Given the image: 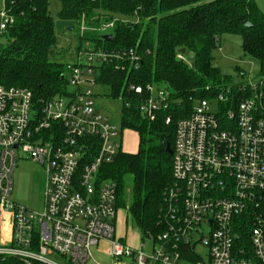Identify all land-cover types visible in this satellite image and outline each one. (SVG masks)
Listing matches in <instances>:
<instances>
[{"label": "built area", "instance_id": "obj_1", "mask_svg": "<svg viewBox=\"0 0 264 264\" xmlns=\"http://www.w3.org/2000/svg\"><path fill=\"white\" fill-rule=\"evenodd\" d=\"M118 20L90 27L81 17L74 29L83 37L112 30ZM12 22L6 9L0 12V32ZM138 60L133 49L108 51L84 40L65 64L61 94L36 101L26 88L0 85L1 257L84 264L90 249L107 241L109 264H264V74L258 83L236 84L240 97L227 85L194 100L175 124L172 183L162 200L165 229L143 239L140 233L136 247L115 236L117 184L100 169L123 150L116 124L95 106L92 87L102 64L119 70ZM127 86L147 92L137 104L150 120L169 104L161 86ZM17 149L44 166L40 212L11 199ZM53 253L64 263L49 258Z\"/></svg>", "mask_w": 264, "mask_h": 264}, {"label": "trees", "instance_id": "obj_2", "mask_svg": "<svg viewBox=\"0 0 264 264\" xmlns=\"http://www.w3.org/2000/svg\"><path fill=\"white\" fill-rule=\"evenodd\" d=\"M58 20L49 12V0H4L13 22L0 32V85L30 90L36 101L64 92L66 56L84 40L108 51L133 49L137 66L122 63L115 69L102 64L97 82L121 97V126L135 131V152L119 151L113 161L103 164L102 178L117 184L116 206H126L124 177L131 174L129 212L141 238L165 229L163 195L172 183V156L166 144L174 143L175 124L192 110L195 99L210 98L221 87L231 85L241 92L214 64L213 50L224 32L240 33L245 53L264 63V15L253 0H60ZM84 17L90 27L119 18L112 37L96 31L78 36L74 48L56 44L57 27L76 25ZM121 20H125L124 22ZM186 48L182 54L179 49ZM189 53H193L190 57ZM264 66V65H263ZM156 84L169 92V104L157 111L153 120L138 109L143 94L128 90L129 84L146 87ZM129 101L128 106L125 103ZM171 116L169 123L166 116ZM0 264H28L14 257H0ZM32 264H40L32 262Z\"/></svg>", "mask_w": 264, "mask_h": 264}, {"label": "rangeland", "instance_id": "obj_3", "mask_svg": "<svg viewBox=\"0 0 264 264\" xmlns=\"http://www.w3.org/2000/svg\"><path fill=\"white\" fill-rule=\"evenodd\" d=\"M253 1L264 15V0ZM60 6V0H49V12L55 21L59 19L58 12ZM4 10V0H0V12ZM100 33L102 35L109 34L111 33V29L104 30ZM55 36L56 44L59 47L74 49L79 42L78 31L76 29L68 31L66 28L57 27ZM0 41L6 42V38L0 37ZM242 42L240 33H222L219 37L218 47L213 50L214 64L220 68L223 74L229 77L230 82L235 84L258 83L264 74V66L258 59L245 53ZM69 53L66 56V61L72 58L73 52L70 51ZM92 90L94 91L96 108L101 113L107 115L110 121L117 126L119 131L118 140L121 142L122 150L125 152H135L138 145L137 133L121 126L120 113L123 106L122 98L110 96L108 94L109 89L103 85H94ZM16 154L17 160L12 172L11 199L28 209L40 212L44 204V166L40 162L33 160L28 153L21 149H17ZM124 183L126 206H120L118 208L115 221V236L121 237V241H125L129 245L136 247L141 242V239L140 231L132 221L128 209L131 200V174L125 175ZM144 246L146 253H151L152 241L150 239H145ZM108 249L109 243L107 241H100L98 245L90 249L91 257L84 264H109ZM49 258L59 263H64L63 258L57 253L51 254ZM179 263L185 264L182 262Z\"/></svg>", "mask_w": 264, "mask_h": 264}, {"label": "water", "instance_id": "obj_4", "mask_svg": "<svg viewBox=\"0 0 264 264\" xmlns=\"http://www.w3.org/2000/svg\"><path fill=\"white\" fill-rule=\"evenodd\" d=\"M66 30H68V31H72V30H74V25H70V26L66 27ZM108 36H109L108 38L110 39V38L112 37V34H108ZM179 52H180L181 54H185V53H186V48H181V49H179ZM189 56L192 57V56H193V53H189ZM165 149H166V152H167L169 155H172V148H171V146H170L169 143L166 144Z\"/></svg>", "mask_w": 264, "mask_h": 264}]
</instances>
